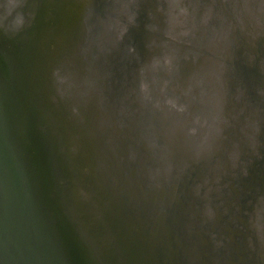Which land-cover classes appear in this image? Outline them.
I'll use <instances>...</instances> for the list:
<instances>
[{"label": "water", "instance_id": "1", "mask_svg": "<svg viewBox=\"0 0 264 264\" xmlns=\"http://www.w3.org/2000/svg\"><path fill=\"white\" fill-rule=\"evenodd\" d=\"M0 264H264V0H0Z\"/></svg>", "mask_w": 264, "mask_h": 264}]
</instances>
